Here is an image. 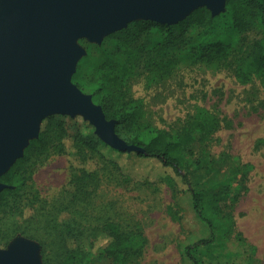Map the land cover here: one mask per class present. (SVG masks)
Wrapping results in <instances>:
<instances>
[{"label": "rangeland", "instance_id": "374dc122", "mask_svg": "<svg viewBox=\"0 0 264 264\" xmlns=\"http://www.w3.org/2000/svg\"><path fill=\"white\" fill-rule=\"evenodd\" d=\"M147 21L149 24L154 22ZM177 23H172L175 30H178ZM150 26L154 32L152 36L140 37L147 47L155 43L159 35L156 27ZM121 29L105 34L99 42L86 37L77 39L83 53L76 61L71 78L73 83L80 85L82 92L91 95L92 73L98 64L111 52L115 58L121 56V52L116 50ZM187 34L192 42L172 50L166 58L175 63L170 77L158 82L151 79L152 74L139 75L132 81V94L142 100L144 120L152 127L175 131L193 116L198 107L206 108L218 118L216 129L205 138L201 135L190 146V158H200L204 166L195 169L194 177L201 181L196 188H217L227 182L229 164L248 162L251 168L246 181L247 190L241 192L230 209L232 219L209 216L213 225V241L198 247L193 255L204 264H264V78L256 76L241 83L226 67L208 64L198 58L199 50L206 42H236L238 38H244L249 43L261 36V32L257 28L239 32L231 20L217 17L210 35L205 33L204 27L196 25L189 26ZM51 115H60L70 134L78 132L99 138L94 125L81 114ZM149 136L150 130L145 129L142 137L147 139ZM37 137L28 140L22 156L30 141ZM119 137L125 141L123 136ZM70 141L66 140L67 151L64 154L46 152L32 155L25 162L26 177L31 179H27L26 186L21 189L19 201L22 205L31 203L37 206L39 215L29 217L25 209L23 215L17 217L1 216L3 227H14L17 231L0 249L7 248L16 240L30 241L38 246L39 261L45 264L40 240H43L48 255L61 246V241L49 234L54 230L45 224L44 218L50 216L42 214L47 213L56 215L60 222L69 220L81 224L76 231L77 236L71 237L74 244L85 243L89 226L105 218L115 220L123 230L141 231L146 240L143 252L126 264H193L184 247L201 238H209L210 228L197 217L189 191L176 193L167 183L156 180L158 174H170L171 170L155 162L138 160L125 169L135 179L148 178L156 182L137 183L132 180L128 183L110 168L101 166L94 153L93 159L84 165L88 170L96 169L98 172L91 199L88 203L70 204L67 209L66 204L74 190L71 173L73 166L79 165ZM210 165L215 169L207 174L209 171L205 167ZM115 263L104 254L97 253L92 264Z\"/></svg>", "mask_w": 264, "mask_h": 264}, {"label": "trees", "instance_id": "16d2710c", "mask_svg": "<svg viewBox=\"0 0 264 264\" xmlns=\"http://www.w3.org/2000/svg\"><path fill=\"white\" fill-rule=\"evenodd\" d=\"M217 17L231 20L239 32L257 28L261 36L249 43L244 38H238L236 42H206L199 50V60L226 67L241 83L256 76L264 78V0H225L224 11L218 16H213L204 6L198 7L178 21V30L168 23L149 24L147 20L129 22L119 31L122 34L117 38L116 50L121 52V56L115 58L111 52L106 60L95 67L92 73L91 96L93 102L101 106L105 118L115 120V132L123 136L128 144H134L141 150H120L94 135L88 137L78 132L70 134L60 115L47 116L41 123L38 137L30 141L24 155L0 175V182L6 185L0 191V219L1 216L5 218L23 215L25 209L29 217L33 214L39 215L37 206L31 203L22 205L19 201L21 189L26 186L27 179H31L26 177L25 162L32 155L39 156L46 152L66 153V140L69 139L79 165L73 166L71 173L70 181L74 190L66 204L67 209L70 204L88 203L91 199L98 182V172L96 169L88 170L84 165L93 159L94 153L101 166L110 168L128 183L132 180L137 183L156 182L148 178L135 179L125 169L133 166L138 160L155 162L160 167L171 170L170 174L166 172L158 174L156 180L167 183L176 193L189 191L197 217L210 228L209 238H201L194 244L184 247L193 264H204L193 255V251L213 241V225L209 216H225L232 219L230 209L241 192L247 190L246 181L251 164L233 162L227 166L229 171L226 183L217 188L203 186L196 188L201 181L194 177L195 169L204 166L201 165L200 158H190V146L196 139L199 140L201 135L205 138L211 134L218 125V118L206 108L198 107L193 116L175 131L152 127L144 120L143 102L133 96L131 84L135 77L142 74H152L151 79L158 82L170 77L175 63L172 59L166 58L172 50L192 42L191 36L187 34L188 27L191 25L204 27L205 33L210 35ZM150 25L156 27L159 35L158 40L147 47L141 41L143 38H150L154 33ZM142 35L144 37L141 39ZM77 86L80 87L78 83ZM145 129L150 130L147 139L142 137ZM205 169L209 171L207 174H210L215 167L210 165ZM42 215L50 216L44 218L46 226L54 230L49 234L61 241V246L53 252L51 249L52 254L48 255L45 253L43 240H40L45 264H92L97 253L104 254L116 262L115 264H126L131 258L143 252L146 242L143 233L136 229L123 230L121 225L111 218H105L100 223L89 226L87 241L74 244L71 237L77 236L76 231L81 228V224L69 220L60 222L54 214ZM16 231L17 228L14 227H3L0 221V246H6Z\"/></svg>", "mask_w": 264, "mask_h": 264}, {"label": "water", "instance_id": "95a60500", "mask_svg": "<svg viewBox=\"0 0 264 264\" xmlns=\"http://www.w3.org/2000/svg\"><path fill=\"white\" fill-rule=\"evenodd\" d=\"M225 0H0V175L38 136L42 119L81 114L105 143L141 150L114 131L90 94L72 81L83 49L77 39L99 42L136 19L176 23L204 6L214 16ZM6 187L0 182V191ZM0 264H41L38 246L16 240L0 249Z\"/></svg>", "mask_w": 264, "mask_h": 264}]
</instances>
